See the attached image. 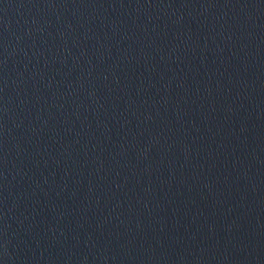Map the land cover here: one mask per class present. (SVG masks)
<instances>
[{"label": "water", "instance_id": "water-1", "mask_svg": "<svg viewBox=\"0 0 264 264\" xmlns=\"http://www.w3.org/2000/svg\"><path fill=\"white\" fill-rule=\"evenodd\" d=\"M0 264H264V0H0Z\"/></svg>", "mask_w": 264, "mask_h": 264}]
</instances>
